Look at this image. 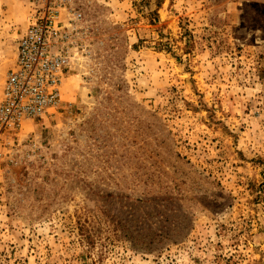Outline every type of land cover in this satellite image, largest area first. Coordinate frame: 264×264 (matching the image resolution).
Masks as SVG:
<instances>
[{
  "label": "rangeland",
  "instance_id": "374dc122",
  "mask_svg": "<svg viewBox=\"0 0 264 264\" xmlns=\"http://www.w3.org/2000/svg\"><path fill=\"white\" fill-rule=\"evenodd\" d=\"M45 2L0 0V101ZM72 4L62 108L0 128V264H264V0Z\"/></svg>",
  "mask_w": 264,
  "mask_h": 264
},
{
  "label": "built area",
  "instance_id": "2783aa9c",
  "mask_svg": "<svg viewBox=\"0 0 264 264\" xmlns=\"http://www.w3.org/2000/svg\"><path fill=\"white\" fill-rule=\"evenodd\" d=\"M72 0H46L18 40L0 101V128L22 130L62 108L68 76L91 54L95 39Z\"/></svg>",
  "mask_w": 264,
  "mask_h": 264
}]
</instances>
